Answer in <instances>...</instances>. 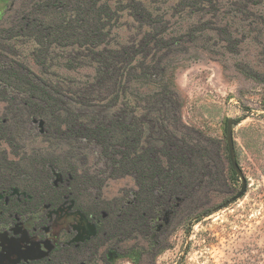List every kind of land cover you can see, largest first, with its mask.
Wrapping results in <instances>:
<instances>
[{"label": "rangeland", "instance_id": "obj_1", "mask_svg": "<svg viewBox=\"0 0 264 264\" xmlns=\"http://www.w3.org/2000/svg\"><path fill=\"white\" fill-rule=\"evenodd\" d=\"M103 2L110 8L102 9L108 17L102 43L117 49L131 46L134 59L142 61L136 84L129 87L123 80L121 86L129 93L139 90L143 95L171 89L181 100V122L225 145L226 121L235 118L236 156L248 180L244 196L225 207L224 202L240 191L241 179L229 185H211L214 201L231 192L234 195L190 230L186 228V207L170 225L166 214L159 223L163 227L159 252L148 245L147 236L130 233L118 242L122 252L136 253L137 264H264V0H206L203 4L187 0H98L97 8ZM18 6L17 0H0V27L13 25L9 40H3L14 43L12 48L5 45L0 50L1 57L27 65L48 84L76 98L73 91L95 74L90 57L82 51L73 53L69 61L55 47L48 64L39 66L34 53L39 46L35 32H19L20 20L14 17ZM148 28L155 34L145 46L141 41ZM0 70L1 78L15 83L7 78L3 64ZM20 94L24 96V92ZM37 94L36 101H42L43 96ZM10 97L0 98V118L5 116ZM108 98L107 94L111 105L113 99ZM70 108L66 105L61 112L66 114ZM31 117L44 119L47 130L45 116L33 112ZM28 125L18 130L21 134L13 141L0 139V151L18 161L33 152L59 155L69 148L64 140L41 133L38 122ZM100 158L99 146L83 141L71 160L80 172H92L103 165ZM99 177L104 179L99 188L80 194L97 223V203H119L132 198L136 190L131 176ZM108 252L103 245L94 253L77 256L73 263L61 264H135L130 257L111 262Z\"/></svg>", "mask_w": 264, "mask_h": 264}, {"label": "trees", "instance_id": "obj_2", "mask_svg": "<svg viewBox=\"0 0 264 264\" xmlns=\"http://www.w3.org/2000/svg\"><path fill=\"white\" fill-rule=\"evenodd\" d=\"M97 1L17 0L19 6L14 17H19V32L25 29L35 32L39 46L34 53L39 66L48 64L57 47L69 61L73 53L83 51L90 57L95 74L73 91L76 98H70L62 88L48 84L27 65H19L0 54V65L6 67L7 78L15 81L10 83L0 76V98L11 95L5 116L0 118V139L13 141L19 137L18 130L29 127L34 122L32 113L36 112L47 118V130L43 133L69 145L59 155L33 152L18 161L0 151V192H10L15 187L25 191L32 199L26 204L28 209L43 202L57 204L71 193L81 207L91 212V207L80 200V194L99 188L104 180L99 177L101 174L107 178L133 177L134 196L119 203H97L96 235L77 248L61 249L56 259L73 263L77 256L94 253L107 245L109 261L130 257L137 264L136 253L122 252L118 243L122 237L129 233L143 234L148 245L159 252L162 247L158 238L163 228L159 223L166 214L170 225L186 207V228L190 230L195 222L215 212L234 195L231 192L221 201H214L211 185H229L240 177L232 168L227 140L225 145L181 122V100L175 92L165 88L143 95L139 90L129 93L121 86L123 80L129 87L136 84L142 61L134 59L131 46L117 49L102 43L108 21L103 10L110 6L103 2L97 8ZM12 26L0 27V50L5 45L13 47L14 43L6 44L3 40H9ZM154 31L148 28L141 43L147 46ZM37 93L43 96L42 101H36ZM107 94L108 99H113L111 105ZM66 105L71 108L63 114L61 108ZM83 141L99 146L103 164L99 170L80 172L72 162L76 147Z\"/></svg>", "mask_w": 264, "mask_h": 264}, {"label": "flooded vegetation", "instance_id": "obj_3", "mask_svg": "<svg viewBox=\"0 0 264 264\" xmlns=\"http://www.w3.org/2000/svg\"><path fill=\"white\" fill-rule=\"evenodd\" d=\"M13 189L10 192H0V260L3 261L2 264H11L10 260L19 258L17 254L9 257L8 250L13 247L3 249L2 243L6 247L19 243L22 256L44 255L28 260L20 257L17 264H61L60 259H56L61 249L77 248L96 235L87 237L90 225L94 224L97 229V222L90 211L79 205L73 194H65L57 204L43 202L37 207L28 209L26 204L32 201L31 196L19 188H17L19 193L12 195ZM15 204H17L16 207H14ZM46 204L49 207H46ZM77 229H80L85 236V239L79 243L71 241L79 233ZM48 246H51L50 250Z\"/></svg>", "mask_w": 264, "mask_h": 264}, {"label": "water", "instance_id": "obj_4", "mask_svg": "<svg viewBox=\"0 0 264 264\" xmlns=\"http://www.w3.org/2000/svg\"><path fill=\"white\" fill-rule=\"evenodd\" d=\"M235 121H236L235 118H228L226 121V140H227L229 157H230V162H231L232 168L239 175V177L242 181V186H241L240 191L235 196L231 197L226 202H224L223 207H225L228 204L235 202L238 199H240L241 197H243L247 191V188H248L247 177L245 176L243 168L240 166V164L237 160V156H236L235 139H234V126L236 124ZM34 122L39 123V126L41 128L40 132L43 133L44 132V126H45V120L42 118L41 119L35 118ZM17 193H19V190L17 188H14L12 195L17 194ZM23 194L25 195L26 193L24 192ZM46 207H49V205L46 204ZM102 214L104 217L107 216V212H105V211ZM165 218L167 219V217H165ZM77 230L79 231V233L71 241L79 243L80 241H83L85 239V236H84L83 232H81L80 229H77ZM96 232H97L96 226L94 224H91L90 225V231L88 232L87 237H90V235L96 234ZM2 246H3V249H10L13 247L11 250H8V256L9 257L12 254L19 255V258L15 259V260H10L11 264H17L21 259L20 257H24L25 260H28V259H37V258L44 256L43 254H38V255H34V256H22V251L20 250L21 245L19 243L15 244V246L11 245L8 247H6L5 244L2 243ZM47 248L50 250L51 246H48ZM2 262L0 260V264H2Z\"/></svg>", "mask_w": 264, "mask_h": 264}]
</instances>
